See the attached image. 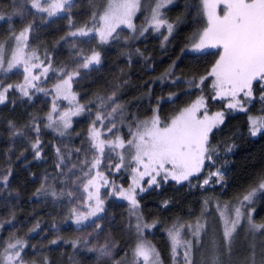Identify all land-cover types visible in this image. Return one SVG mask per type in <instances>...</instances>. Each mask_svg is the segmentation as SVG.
Wrapping results in <instances>:
<instances>
[{
    "label": "trees",
    "instance_id": "obj_1",
    "mask_svg": "<svg viewBox=\"0 0 264 264\" xmlns=\"http://www.w3.org/2000/svg\"><path fill=\"white\" fill-rule=\"evenodd\" d=\"M4 1L13 7L14 0ZM103 2L101 0L93 10L87 7L70 11L47 23H40L39 31L32 36L36 40L35 50L40 56L62 58L65 64L62 63L60 68H65L85 43L100 52L101 63L80 71L81 75L72 83L77 102L85 110L73 120L65 135L61 136L53 128L47 127L51 103L49 95L36 93L29 99L12 92L0 104V222L8 228L13 238L26 242L23 259L31 264H45V261L47 264H134L132 249L137 242L135 225L124 201L117 199L114 204L105 206V209L113 208V216L106 219L104 215L99 219L104 226L109 223L113 225L109 230L117 241L112 257L98 260L97 256H93L94 252L87 251L72 259L74 225L61 212L60 203L63 202L59 198L56 203L51 195L43 192L37 194L42 184L51 191L54 183L60 181L55 175L53 163L57 148L62 158L69 160V164L78 161L82 164L91 156L88 125L96 118L99 97H108L114 91L115 99L124 109V117L123 123L118 122L117 129L113 131H117L125 140L130 138L129 124L149 120L154 112L162 122L170 121L200 96L204 97L209 113H225L224 122L209 134L210 145L216 149L214 163L206 161L196 177L180 184L171 179L164 181L161 176L157 177L159 187L149 186L144 181L141 184L146 191L140 193L137 189L136 198L140 205L137 211L149 223L157 221L154 228L145 232L144 238L156 248L162 264L173 263L168 229L202 218H206L210 225L214 220L215 206H237L243 195L252 188L258 189L249 204L253 210V220L256 224L264 222V190L258 188L264 180V132L253 137L249 130L250 116H264V101L260 99L264 95L260 87L262 82L253 83L254 100L249 101L243 95L239 97L245 107L243 112L229 109L223 99H213L212 77L204 80L199 88L189 87V80L195 78L199 82L218 59L213 54L214 50L195 52L191 49L203 28V19L198 12L200 0H176L162 10L163 17L174 24L171 35L165 31L155 33L150 30L142 35L138 33L157 2L140 0L139 12L134 17L135 32L131 30L126 36L120 35L118 40H110L108 44H100L97 37L90 42L89 37L78 38L73 46L74 40H69V32L91 24L93 13H99ZM15 3L20 4L22 0H15ZM68 16L72 17L71 27ZM13 18L11 21L6 19L4 26L0 23V43L8 45L11 41L13 33L8 35V25L14 30L16 24L21 23L17 16ZM133 36L136 38L131 39ZM165 36L168 37L167 41ZM168 73L171 75H166ZM8 78V82L15 80L11 76ZM170 95L171 100L168 99ZM36 128L40 131L37 132ZM14 131L23 135H13ZM37 138L40 158H36L32 148ZM115 163H118L117 159H104L101 168L110 185V192L113 185L125 189L130 183L129 168L117 170ZM219 167L224 170L227 182L223 188H191L194 181ZM8 173L11 174L5 184L3 177ZM205 201H208L207 206ZM105 202H109L108 199ZM1 223L0 244H4L1 238L6 229H1ZM53 240L57 243L53 244Z\"/></svg>",
    "mask_w": 264,
    "mask_h": 264
},
{
    "label": "snow or ice",
    "instance_id": "obj_2",
    "mask_svg": "<svg viewBox=\"0 0 264 264\" xmlns=\"http://www.w3.org/2000/svg\"><path fill=\"white\" fill-rule=\"evenodd\" d=\"M30 2L31 7L37 12H46L49 17L56 16L58 13L70 12L74 7V0H23L22 3L16 4L14 0L13 12L8 15L11 20L12 16H20L26 18L28 13L24 7V3ZM172 0H157L156 6L152 9L151 20L149 26L155 31L160 32L162 27H166L168 34L174 30V24L163 17L160 9L165 7ZM140 0H107L106 7L101 13H93L91 24L70 31L72 37H89V41L93 37L99 38L100 44H108L110 40H118L121 33L117 31L123 27L136 31L132 18L140 8ZM199 15L203 19L202 31L198 33V41L192 45L195 52H203L205 50H216L213 54L218 57L212 65L207 76L201 77L199 82L193 78L187 83L189 87L199 88L204 80L212 77V89L214 92L213 99H227V107L229 109H238L245 111V107L241 103L239 97L243 95L247 98L253 97V83L264 82V0H200ZM98 16V20H97ZM4 14H0V20H4ZM42 19V18H41ZM70 27L72 17L68 16ZM33 31V25L27 24L22 30L10 37L16 41L15 48L11 58L5 56L6 44L0 43V73H10L13 69L23 65L24 84L17 85L16 89L25 97L31 99L28 91L29 88H36L43 91L40 86L35 83L39 79L32 72L33 68L40 67V63H32L33 60L39 61V57L35 52L26 53L28 47L29 33ZM143 29L141 31V35ZM133 36L131 39H135ZM64 39V38H62ZM167 41L168 37H164ZM77 42L73 41V46ZM80 57L76 61V66L72 69L62 68L58 72L60 74V83L55 86L57 97L63 96L65 99L75 100V94L72 92V83L74 78L81 75L80 69H89L91 65H99L101 63L100 52L92 49L90 54H84L82 51L76 53ZM50 59V58H49ZM5 62L7 67H4ZM42 63V62H41ZM48 67L43 68V74H47L50 70ZM168 76L171 73L166 74ZM13 87L9 84L4 86L0 84V103H3L7 92ZM264 90V83L260 84ZM47 94V93H46ZM116 92L108 97H99L98 111L92 127L89 129L90 147L94 149L91 167L84 172L87 182L84 183L82 177L76 176L72 181H77L83 185V191L87 193L86 201H82L81 208H73L71 215L74 217L73 223L78 226V231H83L86 227H92L93 232L88 233L89 236H99L103 231L99 223L98 214L105 212L104 199L101 198L100 187L107 186L108 181L102 171H97L95 176L91 175V169H99L102 160L111 161L112 154L119 156V162L115 163V168L119 170L121 167L131 169L132 183L127 188L112 186L110 195L123 199L130 205V215L136 217V236L137 242L132 249L134 264H160V256L156 248L144 238L145 230H150L156 226L157 221L149 223L137 211L140 205L137 200V189L140 193L146 191L141 184L145 177H149L147 184L149 186L156 185L159 187L157 177L174 180L177 184L187 181L189 177L199 173L205 165V162L214 163V153L216 149L210 145L209 134L213 128L222 124L225 119V113L217 112L214 116L209 117L206 112L201 117L198 115L202 108H205V100L200 96L190 106L182 109L178 115L171 118L170 121L162 122L157 114L149 120L138 121L135 125L129 124V139L125 140L117 131V123H123L124 109L115 99ZM172 99V95L169 96ZM264 101V95L260 97ZM56 110L54 104L53 111ZM85 109L80 105H74L69 111L60 113L57 117H53L50 113L47 117V127L53 128L59 135H65L67 129L71 128V117L80 114ZM99 122L100 128L106 129L101 132L97 128L96 122ZM250 134L255 137L258 133L264 132V117H249ZM62 126V127H61ZM11 127V124H10ZM133 127L135 130H133ZM39 132L40 129L36 128ZM111 133V138L107 135ZM13 135H23L22 132L14 131ZM36 158H40L39 138L32 145ZM117 149L121 150L117 152ZM230 150V149H229ZM57 156L61 157L57 167L63 164V158L60 149L57 148ZM77 151H80L77 149ZM99 153V155H96ZM126 158L128 162L126 163ZM88 163L87 159L84 161ZM76 165H73L75 168ZM71 171V170H70ZM83 171V169H81ZM3 177V181L7 184L8 176ZM75 175V173H72ZM211 176L217 177L216 182L223 179V174L217 169L211 172L209 177L204 180L207 185ZM258 188L264 190V180H262ZM257 188H252L242 199L239 200L237 206L225 204L223 210L217 205L224 223V244L223 248L229 253L231 252L234 233L237 226L240 225L241 219L246 218L250 230L252 232H261L264 235V224H256L249 214L245 217L242 211L244 202L251 203L253 197L257 193ZM51 195L54 199L59 198L63 193H57L55 189L48 190L43 184L37 189V194ZM73 193L69 192L68 195ZM94 202V203H93ZM167 203V202H166ZM208 201H205L207 206ZM83 208H87L84 211ZM234 212V218L232 213ZM93 217H97L93 220ZM86 221H91L85 225ZM38 227V225H37ZM131 227V225H129ZM184 225H174L168 229V235L172 244L173 264H177L178 249L184 250L185 264H193L192 251L194 244L200 243L201 232L204 225L199 219L196 226L187 225L188 231L193 239H187L183 236ZM81 242L87 247L89 252L98 253L97 259L103 257H112L115 243L106 241L104 244L97 246L96 243L79 238L72 241L73 248L79 247ZM57 243L56 240L52 241ZM26 242L19 238H10L4 244H0V264H24L22 253ZM219 252L216 248L212 252V264H221L219 260ZM47 264V261H45ZM255 264V260H253Z\"/></svg>",
    "mask_w": 264,
    "mask_h": 264
},
{
    "label": "rangeland",
    "instance_id": "obj_3",
    "mask_svg": "<svg viewBox=\"0 0 264 264\" xmlns=\"http://www.w3.org/2000/svg\"><path fill=\"white\" fill-rule=\"evenodd\" d=\"M175 1L176 0H172V3H167L165 5V7L161 8L160 9L161 13H162V10L164 8L171 6ZM22 2H23V0H22ZM100 3H101V0H74V7L70 11H77V10L85 9L87 7L92 8V10H93L94 7L99 5ZM102 4H103V6L100 7V11H99V13H101V14H102L104 8L106 7L107 0H104V2ZM155 6H156V4L153 6V8ZM24 7L26 8L27 12L31 13V14L27 15L26 18H24V19H22L20 16H17L19 18V20L21 21V23L16 24L14 30H12L11 26L8 27L9 26L8 25L7 26V28L9 29L8 35L12 34V33L18 34L22 30V28L25 27L29 23L33 25V31H31L29 33V40L27 42L28 47L25 49V52L29 53V54L32 52H35L36 55L39 57V61L33 60L32 63H40V67L33 68L32 72L34 75H37L39 77V79L37 81H35V83H37L40 86V88L43 89V91H38L36 88H29L28 91H29L30 95L36 94V93L37 94L38 93L45 94L47 96L49 95L51 97L50 98L51 103L49 105L50 106L49 113H51L52 116L55 118L60 113L69 111L73 108L74 105H79V104L77 102L76 96H75V100H71V102L69 99H65L63 96L57 97V93L55 91V86L58 83H60V74H59L58 70L62 69L59 66H61L62 63L65 64V62H63L62 58H60L59 56H56L54 59L53 58L48 59L45 56L44 57L40 56L37 53V51L35 50L36 49L35 48L36 40L32 39V36L35 35L39 31L38 27H39L40 23H44V22L47 23L50 20H52L53 18H55L56 16L65 14L66 12L58 13L56 16L49 17L46 12H37L36 9H33L31 7L30 2L24 3ZM13 10H14V8L9 7L7 1L0 0V14H4V16H5L4 20H0V23H2L3 26L5 24L4 21L6 19H8V15L11 14L13 12ZM137 12H139V10ZM137 12H136V14H137ZM136 14L132 18L133 25H134V17L136 16ZM151 16H152V10L150 11V13L148 15V19L146 21V24L143 27L139 28L138 33H141V31L145 28L147 30L152 31V32L158 33L152 27L149 26V21L151 20ZM13 17H15V16H12L11 20L14 19ZM40 19L43 22L40 21ZM97 20H98V17H97ZM117 31L120 32L122 36H126L127 33L129 31H131V29H128L127 27L122 26V28L117 29ZM163 31H165L168 34L166 27L161 28L160 32H163ZM143 32H146V31H143ZM78 38L85 39L87 37H79V36L78 37H72L69 35V40H71V41L77 40ZM10 40H11L10 43L8 45H6L5 56L7 58H11L12 52H13L15 45H16V41L14 39L10 38ZM97 41H99L98 37H97ZM197 41L198 40L196 39L195 42H197ZM64 45H66V44H64ZM191 49H192V46H191ZM91 50H92L91 46L89 47L85 43L83 46L79 47L77 52L82 51L84 54H90ZM214 51H216V50H214ZM74 58L76 59L75 61H74ZM78 59H80V57L78 55H75L73 57L72 61H70L66 67L68 69L74 68L76 66V61ZM49 63L51 65L50 70L48 71L47 74H43V68L48 67ZM56 65H58V66H56ZM93 66H95V65H91L90 68ZM4 67L5 68L7 67L6 62L4 64ZM82 70H86V69H80V71H82ZM24 75L25 74L23 71V65H20L17 68L13 69L12 72H10V73H0V84H3L4 86H7L9 84L13 85V87L7 92L4 102L8 99L9 93H12V92H17L16 94L18 96L25 97L16 89L17 85L24 84V82H25L24 81ZM9 76L13 77L15 80L8 82ZM262 83H264V82H262ZM257 84H258V82H257ZM0 91H2V89H0ZM72 92L74 93L73 85H72ZM246 99L249 101H252V100H254V97H252V98L246 97ZM223 100L226 101L225 105L227 106L228 100L227 99H223ZM0 104H2V103H0ZM54 104L56 106L55 111H53ZM233 110H235V109H233ZM205 112L209 117L214 116L216 114V113L215 114L209 113L205 107V108H202L200 110L198 115L203 117ZM81 113L78 115L72 116L71 121L73 122L74 119L79 118L81 116ZM253 117L254 118H260V117H264V116H257V117L253 116ZM93 121H95V119ZM92 124L93 123H90L88 125V128H87L88 139H89V129L92 127ZM96 126L98 129H100L101 132H106V129L100 128L99 122H96ZM110 134L111 133H107L109 138H111ZM119 151H121V150L117 149V152H119ZM93 152H94V149H92V151L89 152L91 156L86 158L88 160L87 164H85L84 162L82 164H80V161H78L74 164H69L68 163L69 160L67 161L66 159L63 158V164L61 165L60 168H58L57 164L60 163L61 157H58L57 151H55L56 158H55V161H53V163L55 164L54 170H55V175L56 176L58 175V179L60 181H59V183H54L53 188L55 189V191L57 193H63V195L59 197L60 201L63 202V203H60L61 212L64 216H67L68 218H70L72 224L74 225L73 240L72 241L77 240V238H79L81 241H83L84 239H88L89 241L96 243L97 246L104 244L106 241H110V242L116 244L117 239L112 234V232H110V230H109V228L111 229L113 226V225H111V223H109L107 226H104L103 221L99 222L101 224L103 231L100 232L98 237L95 235H93V236L88 235V233L93 232L92 227H86L83 231H78L77 230L78 226L73 223L74 217H72V215H71V210L73 208H81L82 207V201H86L87 193H85L83 191V185L81 182L77 181L76 184H73L72 181L76 179V176H80V177H82L84 183L87 182V177H84L83 174H84V172H87L89 170V168L91 167V162L93 160V155H92ZM96 155H99V153H96ZM112 159H117L119 162V156H117L115 154H112ZM127 162H128V159L126 158V163ZM102 164H104V160H102V163H101L99 169H91V175L92 176H95L98 170L102 171L101 170ZM73 165H76V167L73 168ZM81 169H83V171H81ZM217 169H219L220 172L223 174V179L220 182H216L217 177L211 176L209 184L205 185L203 183L204 180L209 177L211 172H214ZM72 173H75V175H72ZM199 173H197L191 177H196ZM129 174H130V183H129V186H130L132 183V175H133L130 168H129ZM224 175H225V172L220 167L213 169L211 171L206 172L201 179L194 181L193 184H191V188H202V189L203 188H213V187H218V188L222 187L223 188L225 183H227L225 178H224ZM191 177H189V178H191ZM148 179H149V177H145L144 180L141 181V183H144V181H147ZM116 187H118V186H116ZM109 188H110V185L100 187L101 198L104 199V207L105 206L108 207V205L114 204V202H116L118 199L116 196L110 195L111 192H110ZM125 189H127V188H125ZM69 192H71L73 194L68 195ZM59 198L55 199L56 203H57ZM106 199H108L109 202H105ZM120 200L124 201L125 204L128 206V208L130 209V205L128 204V202L126 200H123V199H120ZM249 204H250L249 202H244V207H243L242 211L245 213V217L250 214L253 218V212H252L253 210L251 211V207L249 208ZM224 205L220 206L221 211L223 210ZM3 208H5V206ZM8 208L11 209L10 204H9ZM83 210L87 211V208H83ZM11 212H12V209L10 211V214L12 215ZM214 213H215L213 215L214 220L212 222H210V225H209L206 218L199 219L200 223L204 225V228L201 232L200 243L194 244V246H193V251H192L193 264H212V252H213L214 248H216L219 252H222V254L219 255V260L221 261V264H253V260H255V264H264V235H262L261 232H252L250 230V226L248 225L247 219L242 218L240 225L237 226V230L233 234L234 240L232 243L231 252L229 253L226 249L223 248V244H224V237H223L224 223H223V219L221 217L220 211H218V209H217V206L214 207ZM104 215H105L106 219L111 218L113 216V208H111V210H110V208L105 209V212L99 213L98 214L99 219L104 217ZM232 216L234 218V212L232 213ZM132 218H133V222L135 225L136 224V217L133 215ZM92 219L96 220L97 217H93ZM197 221H198V219H196L195 221H192L190 223L184 224L185 228H184L182 234L187 239H193V237L191 236V233L187 229V225H192V227L194 228L197 224ZM90 223H91V221H86L85 225H88ZM211 223L213 224V227L211 226ZM261 224H264V222H262ZM1 227H2L1 229L3 231H4V228L6 229V231L4 232L5 233L4 237L1 238V242L4 243L8 240V238H13V235L11 233H8L10 231L8 230V228L6 226L4 227V224L1 223ZM20 227L21 226H18L17 228H20ZM106 227H108V228H106ZM147 231L148 230L146 229L145 232H147ZM135 232H136V230H135ZM136 238H137V236H136ZM169 241H170V245L172 247L170 238H169ZM114 249H113V253H114ZM0 251H2V248H0ZM87 251H88L87 247L81 242L79 247L72 250V252H73L72 253V259L78 258V256H80V254H83ZM94 253L95 254L93 256L98 257V253H96V252H94ZM178 253L179 254L176 258L177 264H185L184 255H183V253H184L183 248L178 249ZM24 254L25 253H22V256ZM195 261H196V263H195ZM24 264H31V263L28 260L24 259ZM160 264H162L161 258H160Z\"/></svg>",
    "mask_w": 264,
    "mask_h": 264
}]
</instances>
